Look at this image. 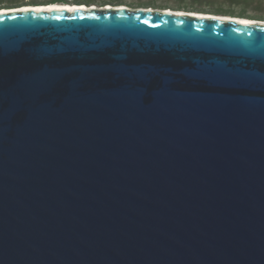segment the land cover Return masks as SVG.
<instances>
[{"label": "water", "instance_id": "obj_1", "mask_svg": "<svg viewBox=\"0 0 264 264\" xmlns=\"http://www.w3.org/2000/svg\"><path fill=\"white\" fill-rule=\"evenodd\" d=\"M67 5L0 8V264H264V21Z\"/></svg>", "mask_w": 264, "mask_h": 264}, {"label": "trees", "instance_id": "obj_2", "mask_svg": "<svg viewBox=\"0 0 264 264\" xmlns=\"http://www.w3.org/2000/svg\"><path fill=\"white\" fill-rule=\"evenodd\" d=\"M121 0H119L120 2ZM177 9L187 11L210 12L219 15H234L239 17H254L264 19V15H250L248 11L252 7H257L264 11V0H177ZM116 0H0V8L18 7L22 5H48V4H98L104 6L107 3H117ZM185 3V4H184ZM199 3L207 4L206 8H199ZM192 4V5H191Z\"/></svg>", "mask_w": 264, "mask_h": 264}, {"label": "rangeland", "instance_id": "obj_3", "mask_svg": "<svg viewBox=\"0 0 264 264\" xmlns=\"http://www.w3.org/2000/svg\"><path fill=\"white\" fill-rule=\"evenodd\" d=\"M117 3H107L106 5H112V6H127L129 8H151V9H171V10H176V11H187L183 9H177L176 7L179 6V1L177 0H119ZM185 4V3H184ZM97 6H100L98 4H94ZM192 5V4H191ZM199 8H206L207 4L205 3H199L197 5ZM195 13H200V14H205V13H210V12H201V11H192ZM213 14V13H210ZM248 14L250 15H264V11H260L257 9V7H252L249 9ZM217 15V14H215ZM219 15V14H218ZM223 16H232V17H239V16H234V15H223ZM241 18H249V19H255L254 17H241ZM255 20H261L256 18ZM261 21H264L262 19Z\"/></svg>", "mask_w": 264, "mask_h": 264}, {"label": "bare ground", "instance_id": "obj_4", "mask_svg": "<svg viewBox=\"0 0 264 264\" xmlns=\"http://www.w3.org/2000/svg\"><path fill=\"white\" fill-rule=\"evenodd\" d=\"M77 6L78 5H74L73 6V5H67V4H51V5H48V6H35V5H33V6H24V7H21V8H13V10L14 11H21V10H30V9L38 10V9H53V8H65V9H68V10H73L75 8H78ZM167 10H169V9H167ZM3 12H5V11H3ZM179 12L187 13L186 11H179ZM191 13L200 14V13H195V12H191ZM202 15H207V14H202ZM225 17L233 18L235 21H238V22L260 23L259 20H253V19H249V18L232 17V16H225Z\"/></svg>", "mask_w": 264, "mask_h": 264}]
</instances>
